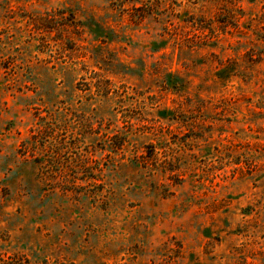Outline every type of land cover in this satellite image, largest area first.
Returning <instances> with one entry per match:
<instances>
[{
	"label": "rangeland",
	"instance_id": "obj_1",
	"mask_svg": "<svg viewBox=\"0 0 264 264\" xmlns=\"http://www.w3.org/2000/svg\"><path fill=\"white\" fill-rule=\"evenodd\" d=\"M264 264V0H0V259Z\"/></svg>",
	"mask_w": 264,
	"mask_h": 264
},
{
	"label": "trees",
	"instance_id": "obj_2",
	"mask_svg": "<svg viewBox=\"0 0 264 264\" xmlns=\"http://www.w3.org/2000/svg\"><path fill=\"white\" fill-rule=\"evenodd\" d=\"M16 259V257L7 258L6 260L0 259V264H19V260ZM26 264H29V261H26Z\"/></svg>",
	"mask_w": 264,
	"mask_h": 264
}]
</instances>
